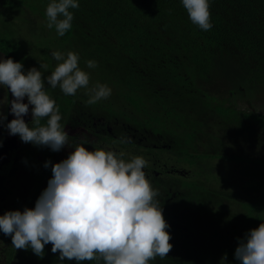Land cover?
Segmentation results:
<instances>
[{"label": "trees", "instance_id": "1", "mask_svg": "<svg viewBox=\"0 0 264 264\" xmlns=\"http://www.w3.org/2000/svg\"><path fill=\"white\" fill-rule=\"evenodd\" d=\"M50 2L0 0V52L5 59L22 61L19 50L24 47L7 24H15L18 17L11 13L18 10L46 62L34 57L36 64L29 68L40 70L45 81L54 70V61L48 59L52 50L66 52L69 45V50L96 61L89 73H98L90 79L91 87L94 80L111 84L121 110L111 101L86 104L83 88L66 96L59 87H45L60 109L61 124L71 130V147L118 153L133 149L148 161L143 171L159 193L156 199L173 246L165 258L149 264H239L234 258L238 241L264 222V172L251 168L264 170V114L240 110L234 103L264 89V0H209V31L190 21L181 0H78L79 8L69 9L72 28L63 37L47 27ZM29 12L44 22L27 18ZM27 48L24 66L30 57ZM217 85L220 90L213 93ZM89 136L94 143L88 142ZM122 137L130 142L118 143ZM206 160L231 163V173L240 179L210 178ZM181 161L191 172L177 167ZM46 173L42 166L39 178ZM253 179L259 181L245 182ZM11 193L6 187L0 194V209ZM5 247L8 264L14 248ZM51 247L45 245L43 258L30 249L26 254L36 264H75L60 261Z\"/></svg>", "mask_w": 264, "mask_h": 264}, {"label": "clouds", "instance_id": "2", "mask_svg": "<svg viewBox=\"0 0 264 264\" xmlns=\"http://www.w3.org/2000/svg\"><path fill=\"white\" fill-rule=\"evenodd\" d=\"M181 2L194 25L211 30L209 0ZM78 8V0H51L45 11L47 27L55 28L63 37L74 19L69 9ZM51 55L57 64L46 81L36 67L25 73L21 62L0 58V87L6 89L0 99V126H6L10 136L18 135L25 144L60 152L68 145L69 134L45 83L52 89L59 87L66 96L85 89L88 105L108 99L111 88L100 83L89 87L90 75L79 67L77 53L54 51ZM86 65L97 67L94 60ZM5 106L14 117L6 125ZM29 113L31 126L24 120ZM117 142L130 140L122 137ZM124 156L123 152L102 148L89 151L76 145L61 162L46 161L44 167L51 166L52 175L35 207L0 215V233L11 237L16 250L30 249L43 258L45 245L51 244V252L58 253L60 261L75 264H149L156 257L165 258L173 247L169 242L172 237L156 199L159 193L143 171L148 161L143 156L127 160ZM234 258L239 264H264V222L238 241Z\"/></svg>", "mask_w": 264, "mask_h": 264}, {"label": "rangeland", "instance_id": "3", "mask_svg": "<svg viewBox=\"0 0 264 264\" xmlns=\"http://www.w3.org/2000/svg\"><path fill=\"white\" fill-rule=\"evenodd\" d=\"M11 14L12 16L18 17V20L15 21V24L12 21L7 20L8 21L7 24L9 25L10 28L13 29V32L16 34V38L18 39L20 38L19 41L21 42V44L19 45L24 47V49L19 50V53H20L19 59H22V61L19 60L15 62H21V63L23 62L24 56L22 55V53L26 49V46H27L28 47L27 51L30 57H28L27 62H25V66H24L25 73L27 72L28 69H30L29 66H34L32 64H36V61H34V57H37V59L42 61L43 64L45 65L46 62L42 60L41 48L34 47L33 45L34 39L30 38L33 36H29L26 33V30H27L26 28L28 25H25L24 23H22V20H21L22 17H20L22 16L21 12L18 10H15ZM3 15L4 17L7 18L8 11H4ZM26 15H27V18H30L31 20L42 22V23L44 22L41 18H39V16H37V13L35 15L29 12ZM0 19H4V18L0 16ZM53 34L54 33L52 32L50 35L52 37L50 39L51 41L54 38L52 36ZM31 41H32V45H30ZM51 41H49V43ZM67 48H68V51H72L74 53L77 52V54L80 57L79 64L81 63L83 66L85 65L83 68H81L80 65L79 67L83 71L90 73L91 68H88L86 65V62L90 60L89 57L87 55L82 56L80 54L81 52L78 50H75V49L69 50V45H67ZM54 51L55 50H52V52ZM68 51L66 52L60 51V52L66 54ZM0 58L5 59V57L3 56L1 52H0ZM48 59L49 60L51 59L50 62L54 61V68H55L57 61L53 59L52 55H49ZM93 74L94 75L91 76L90 79L94 78L98 73L95 74V71H93ZM97 81L98 80H94L95 83H97ZM106 85L111 88V95L108 99L101 100L99 102L111 101V103L115 107V110L116 109L121 110L123 108V105H122L120 98H118L117 96L116 90L112 87L111 84H106ZM89 87H91V82L89 84ZM213 88H214L212 90L213 93H218V91L220 90V86L218 87V85ZM5 91L6 89H3L2 87H0V99L3 98ZM247 98L248 99H242V100L239 98L236 99L234 102L235 106L240 110H249V111H254V112L257 111L258 113L264 114V89L257 91L252 96H249ZM24 103H27V99L24 100ZM3 112L8 118V106H5L3 108ZM12 119H14V117L11 115V120ZM24 120L26 123L29 124V126H31V114L30 113L29 115L24 117ZM4 123L6 125L7 120ZM63 126L65 130L68 132V134H71V130L68 131L67 123L63 124ZM5 129H6V126H0V138L2 134L4 133ZM17 138H18L17 136H10V135L8 137L10 141V147H12V149L14 146L16 147L17 143L19 142ZM88 139H89L88 142L92 141L94 143L95 141L94 137L92 136H89ZM10 149L11 148H9L8 151H10ZM12 149H11V152H8V155H4L0 161V178H1L0 181H2L0 183V194L4 193V189L6 187H10L12 191L11 195L3 198V202L1 203L3 209H0V215H3L5 212H8V211H17V210L23 211L24 208H34L37 199L39 198L42 191L47 187V182L51 178V175H52L51 166L49 168L44 167L47 170V173L44 178L40 179L38 174H40L41 172V167H42L41 165L44 166V163L49 160L52 162V164L61 162L62 160L67 158L70 151L74 150V147H71V143L69 141L68 145L65 146V148H63L60 152H53L49 148L36 147V146H33L32 144L22 143L20 147H18V152H17L18 156H17V153H12ZM27 151H30L33 153L34 155L33 161L35 160L36 162L33 163L31 157L30 158L25 157ZM120 152H123L125 154V157H130V158L132 156H143V155H138V154L133 153V149H123V150L121 149ZM171 164H174L172 160L169 161L168 166L173 167ZM203 164L204 166H206L207 169L210 168L211 170L210 175H209L210 178H219V177L223 178L224 177L223 179L225 181L230 180V179L232 180L240 179L238 174H232L233 172L231 173L232 165L231 163L227 161L206 160L205 163ZM207 165H210V166H207ZM177 167L179 169H185L191 172V168H188V165L184 163L183 161H181V163H179V166ZM251 168L252 170L255 169L254 170L255 173L259 171L264 172L263 168L261 167H256V168L251 167ZM258 181H259L258 179H253V181H245V182H249L253 184L255 182L257 183ZM5 246H12V242L10 241L9 236H5L3 235V233H0V264L7 263L9 252L7 251L6 249L7 247ZM26 253L30 255L28 250L27 251L16 250L14 248V253H13L14 255L12 256L8 264H36V263H33L34 261L32 260L31 256L28 257Z\"/></svg>", "mask_w": 264, "mask_h": 264}, {"label": "flooded vegetation", "instance_id": "4", "mask_svg": "<svg viewBox=\"0 0 264 264\" xmlns=\"http://www.w3.org/2000/svg\"><path fill=\"white\" fill-rule=\"evenodd\" d=\"M12 97V96H11ZM8 99H9V93H8ZM11 121V120H10ZM108 127H107V130H108V132H110L111 131V127L109 126V125H107ZM4 134H5V131H4V133L2 134V136H1V138H0V141H2L3 142V139H4ZM8 137H9V133H8ZM8 137H7V141H6V143H5V146H4V149H3V152L1 153V155H0V161H1V159H2V157L4 156V155H8V152H11V149H12V147H10V141H9V139H8ZM17 140L19 141L18 143H17V146L15 147H13V149H12V153H17L18 152V147H20V145L23 143L21 140H20V138H19V136L17 135ZM9 148H11L10 149V151H8L9 150ZM29 152V151H28ZM27 153V152H26ZM27 155V154H26ZM25 155V157L26 158H28L27 156ZM17 156H18V153H17ZM36 162V161H35ZM41 166H43V165H41ZM48 178V177H47ZM2 202H3V200H2ZM1 207H2V204H1Z\"/></svg>", "mask_w": 264, "mask_h": 264}, {"label": "water", "instance_id": "5", "mask_svg": "<svg viewBox=\"0 0 264 264\" xmlns=\"http://www.w3.org/2000/svg\"><path fill=\"white\" fill-rule=\"evenodd\" d=\"M12 97H11V93L9 92V100H11ZM11 120V114H10V107H8V118H7V123L10 122ZM7 137H8V130L7 128L5 129V134H4V139H3V142H2V147H0V155L1 153L3 152V149H4V146H5V143L7 141Z\"/></svg>", "mask_w": 264, "mask_h": 264}]
</instances>
